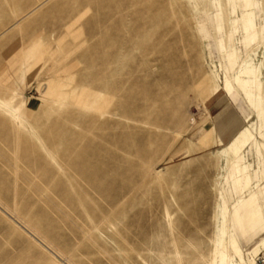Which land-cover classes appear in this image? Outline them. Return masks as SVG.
<instances>
[{
    "label": "rangeland",
    "instance_id": "rangeland-1",
    "mask_svg": "<svg viewBox=\"0 0 264 264\" xmlns=\"http://www.w3.org/2000/svg\"><path fill=\"white\" fill-rule=\"evenodd\" d=\"M241 91L264 0H0V264H214L223 212L264 264Z\"/></svg>",
    "mask_w": 264,
    "mask_h": 264
},
{
    "label": "bare ground",
    "instance_id": "bare-ground-1",
    "mask_svg": "<svg viewBox=\"0 0 264 264\" xmlns=\"http://www.w3.org/2000/svg\"><path fill=\"white\" fill-rule=\"evenodd\" d=\"M229 92H231V89H229ZM3 104L4 101L0 100V106H3ZM248 132L246 130L247 134ZM262 243H264V239ZM216 244L218 251L214 264H241V251L228 224L226 212L221 215L219 229L216 234Z\"/></svg>",
    "mask_w": 264,
    "mask_h": 264
},
{
    "label": "crops",
    "instance_id": "crops-1",
    "mask_svg": "<svg viewBox=\"0 0 264 264\" xmlns=\"http://www.w3.org/2000/svg\"><path fill=\"white\" fill-rule=\"evenodd\" d=\"M227 94L230 95L232 99L237 101V95L238 94L233 92V90H231V92H228ZM241 94L243 95V98L248 103L250 109L252 111H254L255 114H259L260 113L262 115V117H263V120H264V101H263L264 99H263V97H262L261 101H259V99H260L259 98V93H255L254 95H251L250 92L241 91ZM238 106H239V108L241 110H244L241 104H239ZM249 117H250V114H247L246 115V119H248ZM232 119L234 120V118H232ZM257 153H259L257 155V159H259V160L257 161V166L256 167L264 169V156L261 155V154H264V147L263 148H258ZM261 185H262V190H263L262 193L264 195V175L262 177ZM236 203H238V201ZM234 212L235 213L239 212L237 204L234 205ZM233 235H234V233H233ZM234 237H235V235H234ZM235 239H236V237H235ZM236 242H237V240H236Z\"/></svg>",
    "mask_w": 264,
    "mask_h": 264
}]
</instances>
